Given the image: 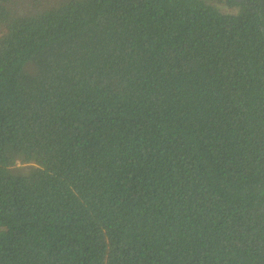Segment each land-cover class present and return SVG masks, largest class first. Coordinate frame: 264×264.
I'll use <instances>...</instances> for the list:
<instances>
[{
    "label": "trees",
    "instance_id": "16d2710c",
    "mask_svg": "<svg viewBox=\"0 0 264 264\" xmlns=\"http://www.w3.org/2000/svg\"><path fill=\"white\" fill-rule=\"evenodd\" d=\"M0 264H264V0H0Z\"/></svg>",
    "mask_w": 264,
    "mask_h": 264
},
{
    "label": "rangeland",
    "instance_id": "374dc122",
    "mask_svg": "<svg viewBox=\"0 0 264 264\" xmlns=\"http://www.w3.org/2000/svg\"><path fill=\"white\" fill-rule=\"evenodd\" d=\"M39 1V0H38ZM32 165H35L32 161H28L25 163H19L18 166L22 168H30Z\"/></svg>",
    "mask_w": 264,
    "mask_h": 264
},
{
    "label": "water",
    "instance_id": "95a60500",
    "mask_svg": "<svg viewBox=\"0 0 264 264\" xmlns=\"http://www.w3.org/2000/svg\"><path fill=\"white\" fill-rule=\"evenodd\" d=\"M235 1H237V2H240V3H241V2H243L244 0H235Z\"/></svg>",
    "mask_w": 264,
    "mask_h": 264
}]
</instances>
